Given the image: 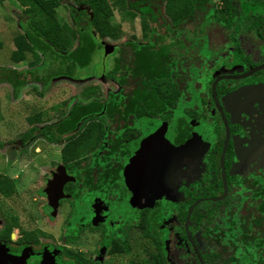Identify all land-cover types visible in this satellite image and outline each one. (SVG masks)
Listing matches in <instances>:
<instances>
[{"label":"flooded vegetation","instance_id":"obj_1","mask_svg":"<svg viewBox=\"0 0 264 264\" xmlns=\"http://www.w3.org/2000/svg\"><path fill=\"white\" fill-rule=\"evenodd\" d=\"M209 2L219 19L96 37L82 75L101 85L81 97L31 89L38 119L0 143V264H264V0ZM164 46L157 64L118 66ZM45 69L26 76L45 86Z\"/></svg>","mask_w":264,"mask_h":264},{"label":"trees","instance_id":"obj_2","mask_svg":"<svg viewBox=\"0 0 264 264\" xmlns=\"http://www.w3.org/2000/svg\"><path fill=\"white\" fill-rule=\"evenodd\" d=\"M3 1L5 0H0V4ZM13 1L21 8L18 27L23 34L20 33L13 38L14 50L10 54V60L18 63L23 53H29L32 59L28 62L31 69L27 71L17 72L0 68V82L8 83L13 92L25 84L26 74L32 76L34 73L38 76L37 69L34 70L33 67L39 65L40 62L39 68H51V76L54 77H58L61 73L70 76L75 70L85 68L91 61L94 49L99 48L96 37L100 39L112 37L118 32L119 29L109 20L114 11L121 18L125 17L129 20L137 18L142 25L147 21H162L174 27L177 23L187 22L193 17L197 20L199 16L203 24L204 19L209 15L213 19H219L222 13L213 12L209 0H73L79 7L75 8L70 5L71 25L69 26L67 23H59L56 19L55 9L59 7L60 0ZM224 2L225 7L229 9V0H224ZM213 19L210 20L214 21ZM168 46H164L165 48L157 52L156 56L150 51H134L135 47H133L128 53L132 56L120 59L118 66L127 71L131 65L144 63L152 57L155 58L154 63L157 64L159 57L164 56ZM149 97L157 99L159 97L157 90L152 89ZM37 119V116L28 117L27 122L30 124ZM21 139L24 144L28 137L24 135ZM46 139L58 140L51 135ZM6 186L0 183V192L5 190Z\"/></svg>","mask_w":264,"mask_h":264},{"label":"rangeland","instance_id":"obj_3","mask_svg":"<svg viewBox=\"0 0 264 264\" xmlns=\"http://www.w3.org/2000/svg\"><path fill=\"white\" fill-rule=\"evenodd\" d=\"M210 1L213 3V5L216 6H218L220 2V0H210ZM238 3L241 5L248 4L247 0H238ZM70 5H73V7L75 8L79 7L73 2V0H60L59 7L55 9V16L56 19H58L59 23L62 22V23H67L69 26L71 25L70 13H69ZM20 11H21L20 6L17 5L13 0H5L0 4V68L9 67L7 69L16 70L17 72L30 70L31 68H29L28 62L32 61L31 55L29 53H23L20 56L21 58L18 60L19 62L16 64L10 61V54L14 50V46L12 44L13 38L20 33L23 34L22 30L19 29L18 27L19 17L21 16ZM109 20L113 25H115V27L120 29L123 38L129 37L131 33H135L137 35L139 34V30H138L139 21L137 18L133 20H129L125 17L121 18V16L114 11L110 16ZM237 42L241 45L240 47L241 51L244 50V47L250 48L252 50L250 51V53H252L250 56L251 58L257 54V49L255 48L256 43L250 37H248V41L245 43L241 39H239ZM109 43L110 42L108 39L102 41L103 46H108ZM99 54L101 55L102 53L96 51V53L94 54V61H93V63H97L98 65L97 74L105 70L104 63L101 62L99 58ZM40 57L41 59H43L42 56ZM252 59L258 61L260 58L258 57ZM215 61L216 60H213L211 63L217 66V64L220 61L218 60L217 62ZM40 64L41 62L39 63V65ZM91 67L87 69L85 68L81 70L79 73H75L77 77L72 79H67L66 77H57V78H52L49 81L47 80L48 82L46 83L45 86H42L40 83L33 82L32 77L26 76L25 84L22 85L19 89H21V92L25 93L26 95H29L30 92L33 93L31 89H46L43 92L45 97H48V95H50V92L47 89H66L63 92H61L60 90L59 91L54 90L52 93V97L54 98L62 97L65 99L81 97L80 93L83 90V88L87 86L100 84V82L98 81V79L95 77L94 74H89L88 76L82 75L83 73L91 71ZM36 69H40L38 73L39 76L41 75L42 77L46 75L44 74L46 73V69L44 67H40ZM49 78L50 76L48 77V79ZM104 86L107 87V84ZM0 89H4L1 91V95L3 94V96L7 97L10 93H12V87L6 82L0 83ZM34 96L36 97L37 95H35L34 93ZM40 102L41 100L37 99V97L32 98V95L31 96L29 95V98L25 100L24 103H18L14 105V107L8 105L6 109L0 108L2 110H5L3 111L4 112L3 115L0 114V143H3V145L6 147L5 151L9 150L11 147L15 148V146L18 145L16 140L26 130V127L28 126L27 118L36 111L42 109L43 106L42 107L38 106ZM43 115L44 112H42V116ZM28 146L29 143L27 147ZM183 153H185V149H183ZM0 158H1V152H0ZM18 158L23 162L29 160L27 154L19 155ZM126 193H128L127 190ZM10 203H11L10 199L6 200L5 202L6 205H9ZM0 205H2L1 202ZM43 243L45 242L43 241L42 245H44ZM150 250H151V245H147V251Z\"/></svg>","mask_w":264,"mask_h":264},{"label":"crops","instance_id":"obj_4","mask_svg":"<svg viewBox=\"0 0 264 264\" xmlns=\"http://www.w3.org/2000/svg\"><path fill=\"white\" fill-rule=\"evenodd\" d=\"M6 68H9V67H6ZM2 90H4V89H0V108H5V109L8 105H11L12 107H14V105H16L18 103H24V101L27 100L29 98V95H30V94L26 95L25 93H22L21 89H20V91L16 95L13 93H10L6 97V96H3V94L1 95ZM0 111H2V112H0V114L3 115V113H4L3 111H5V110L0 109Z\"/></svg>","mask_w":264,"mask_h":264},{"label":"water","instance_id":"obj_5","mask_svg":"<svg viewBox=\"0 0 264 264\" xmlns=\"http://www.w3.org/2000/svg\"><path fill=\"white\" fill-rule=\"evenodd\" d=\"M111 52V49L110 48H108V47H105L104 48V54L105 55H107L108 53H110Z\"/></svg>","mask_w":264,"mask_h":264}]
</instances>
